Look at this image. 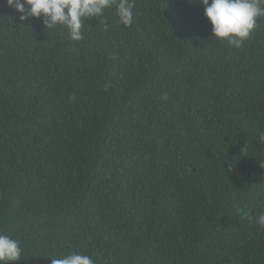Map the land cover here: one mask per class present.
<instances>
[{
    "label": "trees",
    "instance_id": "obj_1",
    "mask_svg": "<svg viewBox=\"0 0 264 264\" xmlns=\"http://www.w3.org/2000/svg\"><path fill=\"white\" fill-rule=\"evenodd\" d=\"M71 40L0 0V232L15 264H264V17L133 0ZM106 25V27H105Z\"/></svg>",
    "mask_w": 264,
    "mask_h": 264
},
{
    "label": "clouds",
    "instance_id": "obj_2",
    "mask_svg": "<svg viewBox=\"0 0 264 264\" xmlns=\"http://www.w3.org/2000/svg\"><path fill=\"white\" fill-rule=\"evenodd\" d=\"M14 9L19 21L41 18L45 29L63 27L71 40H82L86 20L102 17L107 9L114 8L124 26L133 22V0H4ZM203 14L211 25L212 37L239 48L264 17V0H199ZM106 27V25H105ZM264 139V136L261 137ZM250 221L264 228V213L257 217L244 212ZM22 249L19 241L0 232V264H15ZM52 264H95L91 256L72 252L52 260Z\"/></svg>",
    "mask_w": 264,
    "mask_h": 264
}]
</instances>
